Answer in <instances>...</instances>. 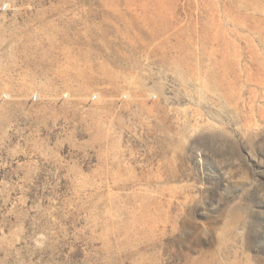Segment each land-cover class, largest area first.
Returning <instances> with one entry per match:
<instances>
[{
  "label": "rangeland",
  "instance_id": "1",
  "mask_svg": "<svg viewBox=\"0 0 264 264\" xmlns=\"http://www.w3.org/2000/svg\"><path fill=\"white\" fill-rule=\"evenodd\" d=\"M0 264H264V0H0Z\"/></svg>",
  "mask_w": 264,
  "mask_h": 264
}]
</instances>
